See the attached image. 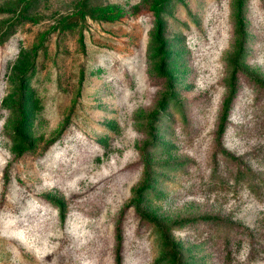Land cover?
Segmentation results:
<instances>
[{"label":"rangeland","instance_id":"1","mask_svg":"<svg viewBox=\"0 0 264 264\" xmlns=\"http://www.w3.org/2000/svg\"><path fill=\"white\" fill-rule=\"evenodd\" d=\"M0 264H264V0H0Z\"/></svg>","mask_w":264,"mask_h":264}]
</instances>
